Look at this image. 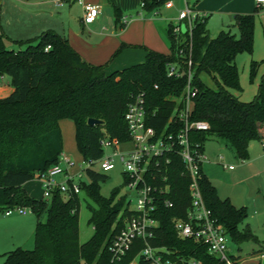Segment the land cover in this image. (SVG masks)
<instances>
[{
  "label": "trees",
  "instance_id": "1",
  "mask_svg": "<svg viewBox=\"0 0 264 264\" xmlns=\"http://www.w3.org/2000/svg\"><path fill=\"white\" fill-rule=\"evenodd\" d=\"M140 1L145 11H152L159 10L166 0ZM208 17L196 19L191 29L185 23L186 31L177 34L169 24L168 53L144 47L141 62L110 73L105 72L108 62L86 61L54 30L17 41V49L5 48L4 33L0 32V75L9 76L12 87L7 96L0 97V209L28 207L36 216L34 248L9 250L3 253L2 264H128L139 249L136 245L120 261L111 260L108 244L130 213L125 196L116 198L118 187L112 188L108 197L101 195L99 183L107 178L105 172L87 168L89 182H81L82 190L96 204L89 206L88 223L93 233L83 243L79 242L77 194L64 199L61 193L54 192L44 199L31 197L23 189L22 185L37 172L57 161L63 149L59 124L62 119L73 123L75 146L81 158L97 159L103 153L104 137L118 141L129 138L124 113L137 94L145 97L147 123L161 129L176 104L171 98L181 94L190 70L191 83L197 89L191 116L210 125L208 131L193 133V139L202 148L210 137L223 139L239 159L248 158L250 141L264 136V74L253 99L240 100L235 94L242 91L235 59L239 53H252L255 13H234L228 29L214 37L206 27ZM115 19L119 25L121 12L116 7ZM261 62L264 59L250 61V79ZM171 65L179 76L168 75ZM202 74L209 75L216 87H209L201 79ZM90 117L102 123L89 125ZM199 184L207 207L231 241L257 240L249 225L240 228L247 218L245 207H235L228 198L221 199L204 174ZM172 199V208L162 206L156 214L159 225L151 244L174 250L169 256L172 264H188L190 258L201 264H223L208 253L205 244L176 235L173 218L184 217L190 201L187 182L178 175H174ZM43 214L44 221L40 218ZM137 264L147 263L140 259Z\"/></svg>",
  "mask_w": 264,
  "mask_h": 264
},
{
  "label": "built area",
  "instance_id": "2",
  "mask_svg": "<svg viewBox=\"0 0 264 264\" xmlns=\"http://www.w3.org/2000/svg\"><path fill=\"white\" fill-rule=\"evenodd\" d=\"M56 6H62L69 0H52ZM81 2V0H77ZM264 4V0H255ZM144 2H141L143 8ZM172 0H166L164 6H172ZM82 22L92 23L98 17L101 6L98 3H82ZM206 13L189 6L177 14L179 21H184L191 29L192 23L205 17ZM123 22H126L123 19ZM174 33H180V23L172 24ZM49 46H46L47 50ZM190 64V62H189ZM169 76H179L174 65L168 70ZM190 70L187 73L186 84L179 96L172 97L175 107L161 129L147 123L145 97L137 94L131 98L124 113L129 138L126 141L110 139L107 136L101 140L102 155L97 159L81 158L76 169L72 157L63 151L57 161L46 170L37 172V178L42 186V197L48 199L54 192L61 193L64 199L78 195L82 188V173L87 168L107 172L115 167L114 158L121 164L123 184L126 187L125 199L129 207V215L125 217L121 229L112 237L108 244L111 260L120 261L136 245L139 249L128 264H137L141 259L147 264H172L170 255L174 250L166 246H154L151 239L159 225L156 217L160 207L172 208L174 201V175L182 177L187 182L190 201L184 217L173 218L172 224L179 238H191L206 245L207 251L215 255L223 264H241L229 253V236L223 227L217 223L211 210L207 207L201 192L199 181L202 177V164L206 160L201 143L193 139L195 132H205L210 129L207 121L193 119V98L196 87L191 83ZM157 88V85H154ZM130 143L131 148L118 153L116 147ZM114 149L112 152H108ZM225 166V165H224ZM232 168L231 165L227 166ZM13 212L25 214L31 212L28 207L15 206L4 211L5 215ZM182 262L184 258H179ZM188 264H201L200 260L190 258Z\"/></svg>",
  "mask_w": 264,
  "mask_h": 264
},
{
  "label": "rangeland",
  "instance_id": "3",
  "mask_svg": "<svg viewBox=\"0 0 264 264\" xmlns=\"http://www.w3.org/2000/svg\"><path fill=\"white\" fill-rule=\"evenodd\" d=\"M126 0H103L101 4V10L99 13V20L93 24L95 31L99 33H110L116 30L115 28V7L121 12L122 18L126 19L125 39H120L118 46L106 59L107 69L109 70L110 64L117 61L122 57V53L125 49H131L132 51H144V47L150 50H155L161 53L169 52V41L166 37V28L169 22L177 25L180 23L181 32L186 31L184 21L177 19L178 11L185 7V0H172L174 6H163L160 11H145L141 7L140 0L129 1V9L124 7ZM201 1L212 0H188L189 6H194ZM221 3L220 7H215L208 10V19L206 27L211 37L217 35L220 30H227L229 24L232 22V15L234 13H241L238 11H226L235 9L238 1L240 4H251V11L242 13H255V28H254V43L252 53L242 52L237 54L235 62L239 70L240 84L242 91L236 93L239 99L242 101H250L253 99L257 92L258 83L261 76L264 74V62H261L257 69L256 75L250 79L249 64L251 60L261 61L264 59V4H257L255 0H218ZM218 3V4H219ZM60 12V17L58 16ZM83 15V10L80 3L77 0H70L65 3L64 6H56L52 0H31L30 3L19 4L17 0H1L0 6V32H5L3 37V45L8 49H17L19 44L17 41L23 39L20 37L21 29L28 31L27 24L32 23L37 17L40 20L52 19L60 20L63 22L58 25V28H66L67 21L72 20L79 24V19ZM59 18H58V17ZM36 19V20H38ZM146 19V20H143ZM12 30L11 33H7V29ZM122 28V29H123ZM30 29V27H29ZM105 29V30H104ZM233 32L238 35L236 28L232 29ZM22 33V32H21ZM34 33L30 36H33ZM99 35V34H98ZM97 35V37H99ZM119 38V37H117ZM127 40H135V43H129ZM127 44L131 46H122ZM120 49L118 52L116 50ZM201 79L211 88H215V83L211 77L207 74H202ZM60 127L63 135V149L62 151L70 155L74 161L76 169L77 163H80L81 156L78 153L75 141H74V128L69 119H63L60 123ZM208 140V143L216 142ZM131 148L130 143L120 144L116 147V152L121 153ZM114 149H110L108 152H112ZM115 167L107 172V178L99 183L101 195L108 197L112 188L118 187L119 191L116 198L124 196L127 192L126 187L123 184V175L121 170V164L116 158H114ZM82 179L86 183L89 182L85 173H82ZM26 193L34 198L42 197V186L37 178H33L22 185ZM80 200L79 208V242L83 243L87 241L93 233V227L88 223L90 215L89 206L96 207L95 202L83 191L78 194ZM5 209H0V264L3 263V253L12 250L16 247L25 249L34 248V232L33 225L29 224L27 220L34 221L36 219L35 214L32 212H26V214H20L13 212L10 216L4 214ZM256 215L251 221L253 225V232L257 236V240H248L241 243H235L231 240L228 241L229 253L236 258L249 257L246 264H257L260 259V263L264 264V255L260 258H254L256 254H264V213ZM41 220L46 219V215L43 214ZM246 219L240 224V228L246 224Z\"/></svg>",
  "mask_w": 264,
  "mask_h": 264
},
{
  "label": "crops",
  "instance_id": "4",
  "mask_svg": "<svg viewBox=\"0 0 264 264\" xmlns=\"http://www.w3.org/2000/svg\"><path fill=\"white\" fill-rule=\"evenodd\" d=\"M17 1L19 2V4H26L28 2L30 3L31 0H17ZM102 1L103 0H81V2L79 1L78 2L80 3L82 8V3L92 2V3L100 4ZM129 1H133V0H126L124 2L125 3L124 7H126V9H129L128 6L130 3ZM68 2H70V0ZM186 2L189 5L188 0H186ZM218 3H219L218 0H212L211 2L201 1L195 4L193 7L208 15L209 14L208 10L213 9L215 7L218 8L220 7L221 3L219 4ZM0 6H1V0H0ZM62 6H58V7H62ZM172 6H174V3ZM234 7L236 8L226 11H238L241 13L251 11V4L249 3L240 4L238 1V4H236V6ZM161 8L159 10H153V11L158 12L161 10ZM58 13H59L58 16L60 17V12ZM37 17L32 23H28L26 26L28 31H34V32L29 33L26 32L24 29H21V31H19L21 35L20 37L23 38L21 40L32 38L47 29L54 30L56 33L65 37L69 41L70 45L86 61L92 64L105 63L109 55L118 46L120 39H125L126 28L123 27H125L126 22H123V19L125 18H122V16L120 20L121 23L119 25H116L115 23L116 30L110 33H99L94 30L93 24L97 20H99V16L92 23L82 22L81 19L82 16L79 19V24H77L72 20H69L67 21L66 28H61V30L60 28H58V25L61 22H63L62 18H60V20H57L55 23V20L52 19L40 20ZM171 23L172 22H169L168 25ZM6 29H7L6 31L7 33L9 34L11 33V35H13L12 34L13 32L12 30H10V28H6ZM3 32L5 31L3 30ZM33 33L34 35L29 37V35H32ZM97 35L99 37H97ZM127 41H129V43H135L133 42L135 40H127ZM144 55H145V50L132 51L131 49H125L124 52L122 53V57L117 61H114V63L112 62L110 64L109 70H106L107 69L106 66L105 72L110 73L114 70H119L124 67L130 66L132 64L139 63L143 60ZM11 91H12V87L10 85V77L7 76L6 74L0 75V97L7 96ZM62 120H60L59 124L62 122ZM208 140H213L212 142L214 143L216 142V145H213V143H208L207 142ZM203 151L206 155V160L202 164L203 174L215 187L217 195L221 199L228 198L235 207L243 206L246 208L247 221L245 225H249V227L253 232L254 227L251 221H248L249 217L250 219H253L256 215H259V213H257V210L260 212V214L264 213V136L261 140L250 141L248 146V158L244 160L239 159L235 155L233 150L226 144V142L220 138L210 137L209 139H207L204 143ZM228 165H231L232 168H228L227 167ZM6 216H10V215H6ZM27 221L29 224L33 225V232H34L36 219L34 221H30V220ZM263 255L264 254H260V255L256 254L253 257L257 259L262 257ZM248 258L249 257L247 258L239 257L237 258V260L240 261L241 264H246ZM257 264H261L260 259L258 260Z\"/></svg>",
  "mask_w": 264,
  "mask_h": 264
},
{
  "label": "water",
  "instance_id": "5",
  "mask_svg": "<svg viewBox=\"0 0 264 264\" xmlns=\"http://www.w3.org/2000/svg\"><path fill=\"white\" fill-rule=\"evenodd\" d=\"M87 123L89 125H98L102 123V120L90 117L87 119Z\"/></svg>",
  "mask_w": 264,
  "mask_h": 264
}]
</instances>
